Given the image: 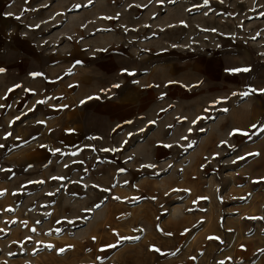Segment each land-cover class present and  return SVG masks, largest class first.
I'll list each match as a JSON object with an SVG mask.
<instances>
[{
  "label": "rangeland",
  "instance_id": "rangeland-1",
  "mask_svg": "<svg viewBox=\"0 0 264 264\" xmlns=\"http://www.w3.org/2000/svg\"><path fill=\"white\" fill-rule=\"evenodd\" d=\"M0 264H264V0H0Z\"/></svg>",
  "mask_w": 264,
  "mask_h": 264
},
{
  "label": "crops",
  "instance_id": "crops-1",
  "mask_svg": "<svg viewBox=\"0 0 264 264\" xmlns=\"http://www.w3.org/2000/svg\"><path fill=\"white\" fill-rule=\"evenodd\" d=\"M7 32H8V36L11 35V34H9L10 31H7ZM10 33H11V32H10ZM9 37H11V36H9ZM2 39H4V36L2 37ZM2 39H1V40H2ZM1 43H2V42H1Z\"/></svg>",
  "mask_w": 264,
  "mask_h": 264
}]
</instances>
